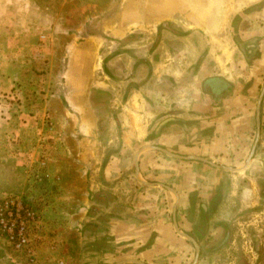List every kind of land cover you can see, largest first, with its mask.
Segmentation results:
<instances>
[{
	"label": "rangeland",
	"instance_id": "374dc122",
	"mask_svg": "<svg viewBox=\"0 0 264 264\" xmlns=\"http://www.w3.org/2000/svg\"><path fill=\"white\" fill-rule=\"evenodd\" d=\"M88 2L94 7L70 6L65 2L62 5L63 2L59 0H0V200L19 202L35 214V220L29 224L30 257L12 251L5 235L0 234V264H114L123 260H136V256H142L140 252L146 250V247H120L116 250L111 246L112 239L101 255L98 254V249L86 252L84 246L98 243L97 239L101 237L90 234L87 236L86 233L80 235L81 240L75 256L73 253L70 258H65L60 256L59 250L54 253V243L50 245V241L45 242L42 237H38L36 227L42 217L44 222L42 211L47 204L52 205V211L57 207L56 200L50 197L51 193L53 195L50 188L55 189L52 183L54 170L51 168L60 167L58 172L62 173L65 187L72 185L73 174L76 178L92 175L102 185V168L108 160L118 158V153L125 154L129 163L138 150L140 153L144 151L152 153L154 157L164 158L165 156L147 149L146 146L158 147L155 141L149 139L151 130L156 122L172 111L167 104L156 105L150 101L151 98H146L145 95L150 93L151 88L163 97L171 96L174 92L180 95L188 90L191 97L198 95V89L193 85L196 83L195 75L204 55L208 63L206 74L215 65L224 70L232 63L239 65L238 74L240 70H245L243 58L239 56L230 33V18L220 29L222 32L218 39L209 38L203 41L198 38L199 34L193 37V31L186 32L181 25L172 26L163 21L154 33L148 25H140V28H128L133 32L130 34L133 38H127L125 43H112L104 35L107 33L104 30L107 28L105 22L89 18L82 24L71 22L69 18L74 12H84L89 17L101 15L102 18H109V15L117 12V0ZM175 19L180 20L181 17ZM240 26L245 28V23L242 22L239 28ZM76 29L97 40L103 39L93 59H87L90 46L84 39L78 41L77 56L70 51L71 44L75 43L71 37L76 34ZM172 31L182 38L190 35L189 39L172 41ZM122 43L127 46L134 43L136 48L133 51L127 50L124 56L127 65L124 72L117 71L111 75L105 64L117 58ZM182 49L185 57L181 55L182 62H179L178 55L175 54ZM89 60L91 65L88 64ZM92 64L95 69H92ZM172 65H177L182 70L177 73L171 69ZM88 74H92L94 80H102V76L108 75L113 82L122 85L120 93L126 99L133 92L139 93L144 103L141 114L151 115L141 124L144 131L142 135L126 137L128 141L123 143L121 132L123 127L127 130L130 125L128 120L125 124L119 121L118 108H114L116 105L110 110L113 111L112 116H106L105 111L108 108L104 104L97 103L100 107L94 110L86 102V93L81 98L78 97L79 89L75 88V81L78 77L86 79ZM262 78L263 75L260 76L258 86L253 88L250 98L252 109L263 82ZM248 85L245 82L240 91L242 96ZM173 86L176 89H172ZM129 106H126L125 115L128 114ZM198 107L199 109L197 106L195 109L199 112L194 110L190 114L196 118L195 123L200 125L207 119V115L202 111L204 106L201 102ZM253 131L254 128L252 139ZM203 133H212V128H204ZM28 143H35L33 147L36 150L27 151ZM123 148L127 151L122 152ZM131 169L132 167L129 173ZM240 169L242 171L243 168ZM135 181L138 184L143 183L138 176ZM79 185L82 189L84 184L80 182ZM157 188L161 192L165 191ZM100 192L111 197L103 203H108L109 207L116 204L107 190L88 193L89 203L92 204L91 199ZM260 195L247 203H240L236 197L227 195L223 201V209L215 217L218 222L213 221L214 209L211 208L212 214L207 215L208 218L203 221V216L197 211L198 207L193 215L188 210L184 212L183 227L190 229L189 239L198 249L195 264H264V191ZM169 197L173 199L174 205V197L170 193ZM89 207L97 210H90L93 212L91 215H94V222L102 215L103 210L98 212L102 207L93 204ZM196 227L197 230L194 229ZM45 234L46 239L55 237L49 232ZM64 236L68 240L73 234L65 233ZM181 239L185 241L184 250L176 247L171 255L173 262L168 264H178L174 261L178 259H182L183 264L193 263L195 249L190 241L184 237ZM41 240L45 245H40ZM65 252L66 250L63 254ZM145 264L167 263L153 260L152 263Z\"/></svg>",
	"mask_w": 264,
	"mask_h": 264
},
{
	"label": "crops",
	"instance_id": "0c3cea01",
	"mask_svg": "<svg viewBox=\"0 0 264 264\" xmlns=\"http://www.w3.org/2000/svg\"><path fill=\"white\" fill-rule=\"evenodd\" d=\"M59 1L63 2L62 5L65 2L70 6L94 7L88 2L89 0ZM117 3V12L109 15V18H102L101 15L89 17L87 13L76 14L74 12L69 20L82 24L89 18L101 20L107 25V28H104L107 33H103L105 37L111 39L112 43L115 41L125 43L127 38H133L130 35L133 32L128 28L148 25L150 31L153 30L154 33L163 21L172 26L181 25L186 32L193 31L191 34L193 37L199 34L198 38L203 41L209 38L218 39L222 32L220 29L229 18L232 24L234 19L239 17L236 31L231 30L230 33L235 44L239 43L242 47L246 45L250 48L252 56L249 58L246 51L239 53L242 58L244 56L248 58H243L245 70H240V74L237 69L239 65L234 63L224 70L221 66L215 65L206 74L208 63L204 55L195 75L196 83L193 85L195 89H198L196 96L191 97L188 90L180 95L174 92L171 96L163 97L153 88L148 95H145L146 98H151L150 101L156 105L167 104L172 111L155 123L149 139L155 141L156 146L173 155L201 158L207 161V164L193 160L181 161L165 155L163 156L166 158L154 157L152 153L141 151L137 158L138 177L143 183L152 184L151 187L140 185L135 181L132 158L129 163L126 155L122 153L117 154L118 158L113 157L108 160L102 168V185L93 179L92 175L76 178L73 174L72 185L65 187L62 173L58 172L60 167H52L51 170H54L52 183L55 189L50 186L53 192L50 197L56 200L57 207L55 206L52 211V205L47 204L46 211L45 209L42 211L45 216L44 222L42 217L36 226L37 235L45 242L50 241V245L54 243L53 246L56 248L54 253L59 250L60 256L65 258H70L73 253L75 256L81 240V230L85 224L93 222V218L89 217V206L92 204L88 201V193L107 190L116 201L112 207L102 211V214H109L113 217L106 229L107 237L112 239L111 246L116 250L120 247L137 249L146 247V250L140 252L142 256L135 257L136 260L142 263L162 260L168 264L173 262L171 255L176 247L179 246L184 250L185 241L181 239L182 236L174 232L171 224L170 209L173 199L169 197L167 191H159L157 185L171 188L175 192L176 226L187 237L190 236V229L183 227L185 211L188 210L193 215L198 207L197 211L203 216V221L207 215L212 214L210 213L211 208L214 209L213 221H217L215 217L223 209V201L227 195L236 197L240 203H247L248 200L256 198L264 191V93L258 110L259 139L253 156L246 163L253 142L251 134L254 128V110L257 100L256 97L254 109H252L250 98L253 88L257 87L261 80V75L264 81V0H157V2L155 0H117ZM175 17H181V19L176 20ZM242 22L245 23V28L241 26L239 28ZM75 32L76 34L71 37L75 43L71 44L70 51L76 55L79 47L78 41L84 39L83 41L90 46L87 59H93L103 39L97 40V38L82 33L80 29L79 31L76 29ZM189 36L182 38L175 35V32H171L172 41L189 39ZM123 43L121 48L117 47L121 50L117 52V58L105 64L111 75L117 71L124 72L127 66L124 56L127 50L133 51L136 48L134 43L128 46ZM183 52L182 49L175 54L178 55L179 62H182L181 55L185 57ZM88 64L91 65L90 60ZM171 67L177 73L182 70L177 65ZM95 68L92 64V69ZM155 71L158 72V69ZM92 78L93 75L88 74L86 79L80 77L76 79L74 86L79 89L78 97L81 98L86 93L88 96L86 102L94 110L100 107L99 103L104 104L108 108L105 111L106 116L108 114L112 116L113 111L110 110L116 105L114 108H118L119 121L125 124L128 120L130 125L127 130L121 125L124 128L121 132L123 143L128 141L126 137L142 135L144 131L141 124H144L151 115L141 114L144 103L139 93L133 92L126 99L120 93L122 85L113 82L108 75L102 76V80ZM156 82H158V77ZM245 82L249 85L242 96L240 91L244 88ZM172 89L176 87L173 86ZM200 102L204 106L202 111L206 112L208 117L206 116L207 119L204 118L205 121L199 125L195 123L196 118L190 113L196 110V106L199 109ZM128 104L130 105L129 111L125 115ZM198 109L196 112H199ZM28 119L30 120L29 117ZM207 127L212 128V133L208 135L203 133L204 128ZM34 144L29 145L28 143L27 151H35ZM121 151L126 152L127 150L123 148ZM131 167V173H129ZM240 168H243L242 171ZM80 182L84 184L82 189L79 188ZM194 229L197 230L198 227ZM46 232L55 237L47 238V240ZM65 233H72L73 236L66 240ZM40 245H45V243L41 240ZM64 250H66L65 254H63ZM145 256L146 259H144ZM174 261L178 264L184 263L182 259Z\"/></svg>",
	"mask_w": 264,
	"mask_h": 264
},
{
	"label": "built area",
	"instance_id": "2783aa9c",
	"mask_svg": "<svg viewBox=\"0 0 264 264\" xmlns=\"http://www.w3.org/2000/svg\"><path fill=\"white\" fill-rule=\"evenodd\" d=\"M35 214L13 200H0V234H4L12 251L31 255L29 224Z\"/></svg>",
	"mask_w": 264,
	"mask_h": 264
},
{
	"label": "water",
	"instance_id": "95a60500",
	"mask_svg": "<svg viewBox=\"0 0 264 264\" xmlns=\"http://www.w3.org/2000/svg\"><path fill=\"white\" fill-rule=\"evenodd\" d=\"M238 22H239V17L234 19L233 23L231 24V30L236 31V26H237ZM263 93H264V81H263L262 87H261V89L259 91L256 103H255V110H254V138H253V142L251 144V147H250L247 159H246V163H248L249 160L251 159V157L253 156V153L255 151V148H256V145H257V142H258V139H259V113H258V110H259V104H260V101L262 99ZM146 148L151 150V151L158 152V153H160L162 155H165V156H167L169 158H172V159H177V160H181V161H183V160H193V161H199V162L207 164V161H205V160H203L201 158H197V157H182V156L173 155V154H171V153H169V152H167L164 149H161L159 147L146 146ZM139 154H140V150L136 151L134 153L133 157H132L133 172H134V176H135L136 179H137V176H138L137 158H138ZM140 184H143L145 186H150V187L153 186L152 184H148V183H140ZM157 187H160V188L164 189L165 191L170 193L175 199V203H174V205H172V208H171V224H172V227L174 229V232L177 235L184 237L187 241H190L192 243V245H193V247L195 249V254H194V259H193V263L192 264H195L196 261H197V257H198V249L195 246L194 242L192 240H190L189 237L183 235L178 230V228L176 226V222H175V218H174L175 208H176V194L171 188H168V187H165V186H162V185H157ZM114 264H145V263H142L141 261H138V260H125V261L116 262Z\"/></svg>",
	"mask_w": 264,
	"mask_h": 264
},
{
	"label": "trees",
	"instance_id": "16d2710c",
	"mask_svg": "<svg viewBox=\"0 0 264 264\" xmlns=\"http://www.w3.org/2000/svg\"><path fill=\"white\" fill-rule=\"evenodd\" d=\"M108 199L110 200L111 197L100 192V193H96L94 195V199H91V202L93 204V206H101L102 209H98V212H101V210H106L109 207L108 203H103L106 202L105 200ZM90 210H96L95 208L90 209ZM89 210V217L93 218V214L91 215V212ZM97 211V210H96ZM111 218H113L112 216H110L109 214H102L99 216V218L97 220H95L94 222L91 223H87L84 225L83 229L81 230L82 235H85V233L90 234V236H99L101 235V237H98V243H101L102 245H98V243L94 244L93 243H89L87 245L84 246V251L88 252L89 251H95V249L99 250L98 254H102L105 252V247L107 245V243H110L111 238L107 237L106 233V229L107 226L111 220ZM97 221V222H96ZM98 247V248H96ZM104 248V249H103Z\"/></svg>",
	"mask_w": 264,
	"mask_h": 264
},
{
	"label": "flooded vegetation",
	"instance_id": "af4514ba",
	"mask_svg": "<svg viewBox=\"0 0 264 264\" xmlns=\"http://www.w3.org/2000/svg\"><path fill=\"white\" fill-rule=\"evenodd\" d=\"M235 47H236L238 53L242 54V52L246 51L248 57L251 58L252 55H251V50L249 47H247L246 45H243V47H242L241 44H239V43H236ZM243 58H245V56ZM245 59H248V58H245Z\"/></svg>",
	"mask_w": 264,
	"mask_h": 264
}]
</instances>
